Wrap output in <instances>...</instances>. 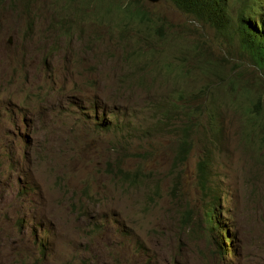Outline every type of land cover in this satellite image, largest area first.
I'll use <instances>...</instances> for the list:
<instances>
[{
    "label": "rangeland",
    "instance_id": "obj_1",
    "mask_svg": "<svg viewBox=\"0 0 264 264\" xmlns=\"http://www.w3.org/2000/svg\"><path fill=\"white\" fill-rule=\"evenodd\" d=\"M237 4L230 0L225 11L232 14ZM144 8L163 19L162 35L147 36L134 25L123 32L118 26L122 18L108 11L107 2L0 0V142L5 138L19 152L11 178L0 180V193L11 213L9 223L0 219V249L11 264L20 259L23 264L35 262L40 257L31 221L18 211L24 201L19 196L21 184L39 181L40 198L34 203L54 229V211L59 206L96 203L95 198H83L86 187L95 192L101 187H120L103 173H108L105 163L111 157L122 163L125 171L156 174V179H164V188H171L169 177L178 172L177 178L201 204L195 187L197 165L209 155L214 184L228 197L230 216L239 217L235 225L239 239L248 245L264 242V150L258 142L259 150L247 144L252 133L260 141L259 128L264 126V70L251 66L231 30L229 34L217 33L165 0L145 2ZM133 50L139 56L129 58ZM232 64H239L236 73L242 78L215 76L219 71L233 72L236 67H229ZM179 93L185 95L178 103L184 109L176 115L174 125L180 126L182 120L199 126L192 131L188 161L175 170L167 167L176 138L165 136L163 140L164 134L155 132L145 139L143 131L145 120L160 115L151 111L149 104H163ZM99 117L113 124L117 120L128 124V129L136 132L133 144L117 147L122 136L100 130ZM214 120L219 122L216 130L220 132H207ZM115 148L117 152H112ZM137 149L140 160L129 156ZM3 152L0 146V154ZM2 167L0 160V170ZM166 200L170 207V199ZM99 208L111 214L119 205L112 199ZM61 211L69 216V210ZM71 223L74 227L84 221L63 219V227ZM165 225L162 235L172 230L174 236L164 250L157 241L151 243L150 262L140 260L132 247L119 248L118 256L105 248L104 236H89L84 245L74 232L72 237L55 236L50 259L54 263L59 237V253L65 258L58 264H76L75 255L82 258L85 252V260L93 264H176L183 237V264H217L209 237H192L188 231L181 234L180 222Z\"/></svg>",
    "mask_w": 264,
    "mask_h": 264
},
{
    "label": "clouds",
    "instance_id": "obj_2",
    "mask_svg": "<svg viewBox=\"0 0 264 264\" xmlns=\"http://www.w3.org/2000/svg\"><path fill=\"white\" fill-rule=\"evenodd\" d=\"M165 1L183 13L190 15L192 21L198 23L203 21L217 33L225 32L229 34V30H231L234 39L238 42V45H240L241 50H244L242 43L239 41V36H237L239 35L237 27L240 24L237 17L241 6L237 0L238 7L232 14L225 11L227 2L230 0H223V7H221L220 4H217L216 0H205V2H209L212 6L223 9L222 15L227 19L228 28L221 31L217 29V26H210L206 20L192 16L191 11L188 8L179 6L178 3H173L172 0ZM245 1L246 4L241 13V15L244 13V19L249 15L248 13L251 14L249 5L250 0ZM97 2L101 1L88 0V3L92 4ZM103 2L108 3V11L112 15L116 14V17L120 15V18H122L123 13L118 9L125 10L129 5L133 6L132 11L141 10L149 14L148 18L150 20L149 26L151 27V33L162 35V27L165 24L163 19H160L151 11V9L144 8L145 2L156 4L159 3L160 0H113L112 3L107 0ZM251 3L255 6L254 0H251ZM258 5L262 6L261 11L252 13L249 19H252V24L260 29L261 26L264 28V0H258ZM52 10L55 13V7H53ZM156 24H158L157 28L155 27ZM133 25L140 30L138 22H134ZM141 31L147 32V36H152L147 30L143 29ZM242 53L249 59L251 66L255 65L259 70H264V61L254 60V64V61L249 55L244 52ZM128 56L129 58L139 56V52L133 50L128 53ZM222 60L229 64L226 57ZM233 65L236 67L233 72L219 73V71L215 76H220V78L223 79H228V77L232 76L235 77V72L237 68H239V64H232L229 67H233ZM254 74L256 73L254 72ZM230 83L233 85L235 80L230 81ZM151 105L155 104L150 103L149 106ZM156 106L158 107V110L152 111L159 113V116H167L168 114H165V110L168 111L169 114L171 112L179 114L177 110L170 108L168 102ZM94 112L96 113L97 111L94 110ZM159 116H154L151 119L144 121L146 129L143 131V134L145 135V139H148L149 135L154 134L155 132H161L164 134L163 140H165V136L175 137L177 146L174 152L170 154V165L168 167L166 164L161 163V165L162 167H167V169L179 170L189 159L193 144L192 131H194L193 128L195 126L199 125H192L184 122V126L190 124L191 128L189 133H186L185 131L182 133V129L180 128L182 126L181 122L180 126H175L174 124L177 122L173 120L168 126L167 122ZM101 118L102 117L98 118L100 121V130L115 131L120 137L122 136L121 142L117 147L123 148L125 144H128L129 146H131L130 144H133L136 132L133 131L132 128L128 129V124L125 122L119 123L118 120L113 124L107 119L101 120ZM154 123H156L158 127H154ZM218 126L219 122L214 120L209 124L207 132H220V130H216ZM25 130L28 131V129ZM125 131H127V133H124ZM253 134L254 133H252L247 140L248 147L253 150H259L256 148V142H258L262 147V150H264L263 142L256 140L255 138L253 139ZM212 138L216 140L214 136ZM181 141H185V143L180 144ZM22 144H24V142ZM0 146L4 148L3 154H0V160L3 161V167L0 170V180H8L16 169L19 152L16 153V149H14L5 138L0 142ZM25 148L27 147L25 146ZM112 152H117V149H113ZM129 156L136 160L141 159V155L138 154V149L137 152L131 153ZM111 158L105 163V169L108 173H105L104 170L103 173L104 175L111 177L112 180L118 182L120 187H111V190L101 187L98 192L93 191L91 187H86L82 192L83 198L87 200L95 198L97 200L96 203L89 207H76L73 204L70 208L59 206V210L54 211V229L50 226L49 221L43 217V214L37 210L36 204L34 203L40 198L41 185L39 181L29 180L21 184L19 196L20 200L24 201L18 211L22 216L27 214L28 221H31L32 237L40 246V257L37 261H28L25 264H46L47 261L48 264H58L63 261L65 256L59 253V237L56 240V247H54V263L50 259V250L54 244V238L59 233L72 237L73 232L76 233V236L84 245L89 236H104L103 243L105 248L112 249L118 256L119 248L132 247L133 253L135 252L140 260H147V262H150L153 260V253L148 251V247L153 241H157L158 244L162 245L163 250L168 248L170 238L174 235L172 234V230H167L164 235H162V232L163 229L167 227L165 224L173 225L176 222H180L182 225V229L179 231L181 234L188 231L192 237L205 236L211 239V244L214 248L213 260L217 264H242L244 262L247 264H264V242H256L248 245L243 244L239 239L235 226L237 222L236 218L239 217L236 216L235 218L234 216H230L229 205L227 203L228 197H224L225 192L219 185L214 184V178L211 173L213 161L209 155L203 156L197 165L198 174L195 181V187L200 193L201 204L198 203L194 194H191L186 190V183L180 178H177L178 172L169 177V179H171V188H164V179H156V174H151L150 176L136 169L130 170L126 174L121 175L115 169V166L124 167L121 163L114 162ZM9 159H12L10 160L11 163H9ZM209 162L211 163L209 164ZM124 170L127 169L124 168ZM22 181L23 177L20 179V183ZM137 189L139 190L136 193ZM228 194H230V192ZM166 198L170 199V207L167 206L168 201ZM112 199H117L119 208L115 212L107 214L103 209H100L99 206ZM62 209L69 210V216L63 214L61 211ZM35 211L37 212L35 213ZM68 217L83 219L84 223L80 226L74 227L73 223H71L65 228L63 227V219L66 220ZM0 219L5 223H9L11 219L9 205L1 193ZM23 220L24 218L22 221ZM230 236H232V238ZM181 240H183V237L179 240L177 247L179 257L176 260V264H183L184 262L183 248L185 244ZM68 241L69 240L66 242ZM43 248H45V254L42 255ZM87 255L88 254L85 252L84 256L79 258V255L76 254L74 257L76 264H93L92 262L85 260ZM11 262L12 260H7L3 257V251L0 249V264H11ZM18 264H23V261L20 259ZM118 264H130V262L119 261Z\"/></svg>",
    "mask_w": 264,
    "mask_h": 264
},
{
    "label": "trees",
    "instance_id": "obj_3",
    "mask_svg": "<svg viewBox=\"0 0 264 264\" xmlns=\"http://www.w3.org/2000/svg\"><path fill=\"white\" fill-rule=\"evenodd\" d=\"M96 1H107V0H96ZM110 3L113 2V0H109ZM238 3L241 5L240 10L238 12V21L240 22L238 28L239 35V41L242 43V46L244 50L242 49V52L249 55V57L254 61H264V28L261 26L259 29L258 27L254 26L252 23V19H244V13L241 15L243 8L246 4V1L244 0H237ZM173 3H178L179 6L188 8L191 11L192 16L197 17L199 19L206 20L210 24V26L214 27L217 26V29L219 31L226 30L228 28V22L225 16H223V9L222 8H216L212 6L209 2H205V0H172ZM217 4L219 3L220 6L224 4L222 0H216ZM111 5V4H110ZM133 6L129 5V7L125 10L118 9L122 14V20L118 24V26L123 30V32H126L128 27L132 26L134 22H138L140 26V30H147L149 34L151 33V27L149 26V14L137 10L132 11ZM117 9V8H116ZM120 18V15L118 16ZM139 20V21H138ZM251 22V23H248ZM247 58V57H246ZM249 61V59L247 58ZM254 61V64H255ZM170 66V65H169ZM235 75L237 78H242L240 75H238L235 72ZM246 95L249 97V92L246 91ZM185 98L184 93H179L177 98H170L167 102L169 103L170 108L177 110L180 113L181 109H184L182 105H178V103L182 102ZM260 101V100H259ZM261 102V101H260ZM152 110H158V107L156 105L150 106ZM151 110V111H152ZM173 113V112H172ZM165 114H168L167 116H159L161 119H163L165 122H167V125L169 126L173 120L176 119L177 114L169 115L168 111L165 110ZM176 121V120H175ZM182 120H179L178 122H181ZM194 125L193 123H190ZM185 125L184 122L182 123V126L180 127L183 131L186 133H189V130L191 128V125ZM167 126V127H168ZM259 133L261 134L260 141L263 142L264 145V126H260ZM254 139V138H253ZM185 141H181L180 144H184ZM124 173L122 172L121 175Z\"/></svg>",
    "mask_w": 264,
    "mask_h": 264
},
{
    "label": "bare ground",
    "instance_id": "obj_4",
    "mask_svg": "<svg viewBox=\"0 0 264 264\" xmlns=\"http://www.w3.org/2000/svg\"><path fill=\"white\" fill-rule=\"evenodd\" d=\"M223 1V0H222ZM219 4V3H218ZM250 10H251V14L252 13H256V12H260L261 11V8H262V6H260V5H258V0H254V5L255 6H253V4L251 3V0H250ZM224 6V4L222 5V7ZM249 15L246 17V19H249L250 17H251V14L250 13H248ZM234 37V36H233ZM16 153H18V152H16ZM120 163V162H119ZM211 162H209V164H210ZM122 164V163H121ZM115 169L121 174L122 172L124 173V174H126V172H129V171H125L122 167H119V166H115ZM119 170H121V171H119ZM44 229H46V228H44ZM47 231V230H46ZM48 232V231H47ZM231 238H232V236H230ZM104 242V241H103ZM42 252H44V248H43V250H42ZM45 254V253H44ZM129 259V258H128Z\"/></svg>",
    "mask_w": 264,
    "mask_h": 264
}]
</instances>
